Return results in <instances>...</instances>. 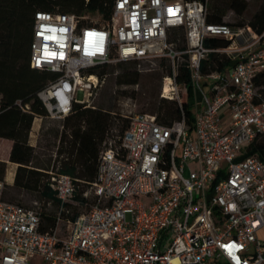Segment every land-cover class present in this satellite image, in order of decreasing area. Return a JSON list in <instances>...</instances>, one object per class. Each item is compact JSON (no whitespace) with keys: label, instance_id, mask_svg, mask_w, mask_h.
I'll use <instances>...</instances> for the list:
<instances>
[{"label":"built area","instance_id":"built-area-1","mask_svg":"<svg viewBox=\"0 0 264 264\" xmlns=\"http://www.w3.org/2000/svg\"><path fill=\"white\" fill-rule=\"evenodd\" d=\"M207 6L208 0H114L100 25L72 13H34L30 67L56 76L37 92L46 115L34 116L30 146L44 118L64 119L76 103L90 106L104 77L88 70L102 64L166 58L172 73L160 95L179 102L176 64L186 56L193 123L165 126L150 113L121 115L128 125L103 141L95 179L82 192L84 200L94 198L85 212L72 209L80 206L84 182L43 170L57 199L49 229L42 230L39 207L4 199L12 181L0 179V264L35 257L44 264H264V160L249 152L254 140H264V98L255 85L264 73V34L207 23ZM179 29L183 49L168 41ZM208 37L228 44L207 48ZM212 51L234 64L203 75L201 62Z\"/></svg>","mask_w":264,"mask_h":264},{"label":"trees","instance_id":"trees-1","mask_svg":"<svg viewBox=\"0 0 264 264\" xmlns=\"http://www.w3.org/2000/svg\"><path fill=\"white\" fill-rule=\"evenodd\" d=\"M114 0H0V138L12 141L9 151V161L17 164L14 172L13 187L28 192H38L41 198L55 203L57 199L52 191L43 181V172L30 167L33 159L34 149L28 143L29 131L35 115H46V109L37 96L42 89L56 74L38 70L30 67V44L32 40L33 16L36 11L52 13H72L84 17L83 23L100 25L107 21L111 15ZM226 7L233 10L235 14L241 15L246 7L247 0H225ZM225 9L218 0H208L205 20L211 24H230L223 21ZM98 17L99 21L90 20ZM247 25L258 35L264 34V0L258 9L251 15ZM181 31L183 44L178 49L184 48V33L182 29L174 30L171 34L173 39L177 32ZM171 36V35H170ZM169 42L173 40L169 37ZM228 41L221 37H208L205 39V47L210 49L224 47ZM176 64L175 81L181 85L180 101L176 99L158 98L154 96L151 101L152 115L158 123L170 126L174 122L184 119L188 128L193 123V92L190 86L189 70L182 56ZM168 59L160 58V66ZM137 62V61H130ZM117 63L115 66H121ZM234 62L225 54L209 52L206 59L201 62V73L207 75L212 71H226ZM114 65H96L88 70L103 78ZM165 73L171 75V65L165 66ZM161 76H164L161 75ZM140 79L136 69L123 70L116 75L117 85H135ZM205 83V80H203ZM258 92L264 98V73L255 78ZM28 105L29 110L23 111L17 104ZM122 115V114H121ZM118 115L117 117H121ZM123 118V117H122ZM120 118L122 121L119 133L122 134L129 120ZM112 116L98 108L74 104L71 114L64 118L60 141H66L70 157L61 162L59 172L81 180L84 189L78 188L76 200L80 206L88 207L91 199L84 200L82 192L87 188L86 182L91 183L95 179L97 161L101 144L110 134V125L113 123ZM69 130V134L65 131ZM250 153H255L264 160V140H254L250 145ZM6 164L0 161V179L5 177ZM93 198V197H92ZM94 200V198H93ZM41 210V209H40ZM43 218L42 230L52 228L55 224V212L53 215L41 210Z\"/></svg>","mask_w":264,"mask_h":264},{"label":"rangeland","instance_id":"rangeland-1","mask_svg":"<svg viewBox=\"0 0 264 264\" xmlns=\"http://www.w3.org/2000/svg\"><path fill=\"white\" fill-rule=\"evenodd\" d=\"M219 4L225 9L223 21L230 24H240L232 27H244L246 30L247 22L251 15L258 9L261 0H247V7L241 15L235 14V12L226 7L225 0H218ZM90 20L98 22V17H91ZM173 40V45L178 46L183 44L181 31L177 32V37ZM179 62L181 59L178 60ZM169 61H165L164 65L168 66ZM116 65V64H110ZM165 66H160V58H154L152 60H142L139 62H126L121 66H115L114 72L108 69V72L104 75V80L98 85L89 96L90 107L98 108L105 112H109L112 116L113 123L109 128L113 130V134L119 133L122 121L117 117L118 115L132 113H152L151 101L154 96L160 95L164 78L169 75L165 73ZM136 69L140 74V79L135 85H117L115 83L116 75L123 70ZM164 76H161L163 75ZM86 82H83L85 86ZM86 91V90H85ZM178 93H181V89H178ZM80 98H83V93L79 94ZM164 98V97H162ZM123 119V118H122ZM64 119H49L44 118L38 129L36 139L32 142L34 149L33 159L30 163V167L41 170L43 172L42 179L45 182L47 174L44 171H57L60 168L61 162L70 157L69 146L66 141H60V135L64 131L63 129ZM65 134H69V130L65 131ZM8 141V139H7ZM7 141L3 138L0 139V161L5 162L6 169L9 161L10 148ZM11 141V140H9ZM12 145V141H11ZM102 146V144H101ZM44 170V171H43ZM6 171H9L6 170ZM5 171V175H6ZM85 186L80 185V189H84ZM91 202H93L92 195H89ZM4 199L7 201L15 202L24 206L39 207L43 212L53 215L55 212V203L47 201L40 197L38 192H28L13 187V182L6 186L4 190ZM50 202V204H48ZM72 209L75 212H85L88 207L74 206ZM64 225H61L62 234L64 232ZM261 237H264V231L260 233ZM30 264H44V262L35 257L31 259Z\"/></svg>","mask_w":264,"mask_h":264},{"label":"crops","instance_id":"crops-1","mask_svg":"<svg viewBox=\"0 0 264 264\" xmlns=\"http://www.w3.org/2000/svg\"><path fill=\"white\" fill-rule=\"evenodd\" d=\"M41 123V122H40ZM34 127H35V129H37V127H38V123H35V125H34ZM1 139V138H0ZM5 141H7V139H4ZM7 143H8V145H9V147H11V141H7ZM9 153V152H8ZM16 167H17V164H15V163H12V162H8V165H7V169L6 170H13L14 172H15V170H16ZM5 176H7V178L9 179V181L11 182H13V178H14V174H13V176H12V174L10 175V174H8L7 175V173H6V175Z\"/></svg>","mask_w":264,"mask_h":264},{"label":"snow or ice","instance_id":"snow-or-ice-1","mask_svg":"<svg viewBox=\"0 0 264 264\" xmlns=\"http://www.w3.org/2000/svg\"><path fill=\"white\" fill-rule=\"evenodd\" d=\"M54 55V54H53Z\"/></svg>","mask_w":264,"mask_h":264}]
</instances>
